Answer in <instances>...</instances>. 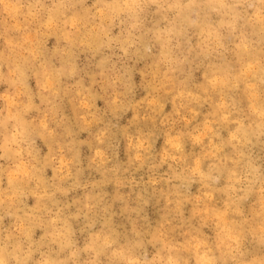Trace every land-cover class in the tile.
<instances>
[{
  "label": "clouds",
  "instance_id": "9594fccd",
  "mask_svg": "<svg viewBox=\"0 0 264 264\" xmlns=\"http://www.w3.org/2000/svg\"><path fill=\"white\" fill-rule=\"evenodd\" d=\"M0 264H264V0H0Z\"/></svg>",
  "mask_w": 264,
  "mask_h": 264
},
{
  "label": "rangeland",
  "instance_id": "374dc122",
  "mask_svg": "<svg viewBox=\"0 0 264 264\" xmlns=\"http://www.w3.org/2000/svg\"><path fill=\"white\" fill-rule=\"evenodd\" d=\"M50 174V173H49Z\"/></svg>",
  "mask_w": 264,
  "mask_h": 264
}]
</instances>
